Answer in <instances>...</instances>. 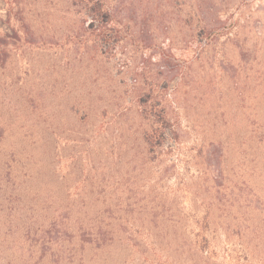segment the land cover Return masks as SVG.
<instances>
[{
	"label": "rangeland",
	"instance_id": "374dc122",
	"mask_svg": "<svg viewBox=\"0 0 264 264\" xmlns=\"http://www.w3.org/2000/svg\"><path fill=\"white\" fill-rule=\"evenodd\" d=\"M139 2L0 0V264H264V0Z\"/></svg>",
	"mask_w": 264,
	"mask_h": 264
},
{
	"label": "trees",
	"instance_id": "16d2710c",
	"mask_svg": "<svg viewBox=\"0 0 264 264\" xmlns=\"http://www.w3.org/2000/svg\"><path fill=\"white\" fill-rule=\"evenodd\" d=\"M82 1L88 3V16L91 17L93 29H95L98 36V43L102 47L107 48L108 45L114 44L115 40L123 34L126 36L130 34L136 37L134 32L138 24H140H135L140 18L137 9V7H141V3H138L139 0L131 1L130 3L122 0L119 5L115 6L108 3L109 0ZM140 30V34L146 33L143 27Z\"/></svg>",
	"mask_w": 264,
	"mask_h": 264
}]
</instances>
